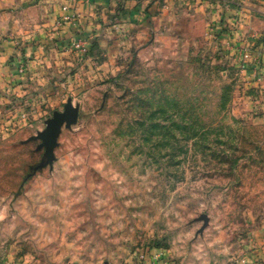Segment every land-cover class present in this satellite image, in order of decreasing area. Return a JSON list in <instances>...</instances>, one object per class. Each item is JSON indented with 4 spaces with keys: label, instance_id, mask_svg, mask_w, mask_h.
Masks as SVG:
<instances>
[{
    "label": "rangeland",
    "instance_id": "1",
    "mask_svg": "<svg viewBox=\"0 0 264 264\" xmlns=\"http://www.w3.org/2000/svg\"><path fill=\"white\" fill-rule=\"evenodd\" d=\"M116 21L22 58L25 97L0 102V264H264V88L175 67ZM68 103L78 122L35 171Z\"/></svg>",
    "mask_w": 264,
    "mask_h": 264
},
{
    "label": "crops",
    "instance_id": "2",
    "mask_svg": "<svg viewBox=\"0 0 264 264\" xmlns=\"http://www.w3.org/2000/svg\"><path fill=\"white\" fill-rule=\"evenodd\" d=\"M65 1L0 0V102L11 103L13 99L25 97L28 85L20 83L26 76L15 77L22 58L34 59L36 51L41 53L48 44L73 29L83 34L64 35L71 36V41L77 38L107 40L101 28L109 14L117 19L114 27L119 30L116 36L120 41L128 37L138 43L142 38L161 40L165 47H170L164 48V55L173 59L171 63L175 67L192 68L195 74L240 76L232 85H262L264 88V0H80L71 11L78 14L77 20L68 23L63 20ZM195 20L210 25L206 37L204 34L188 36ZM127 28L134 31L133 37L126 34ZM206 42L216 45L222 58L214 57L209 62L204 50ZM245 46L254 62L249 61L248 70L242 71L240 49ZM136 52L139 56L143 53ZM26 65L23 71L28 72Z\"/></svg>",
    "mask_w": 264,
    "mask_h": 264
},
{
    "label": "water",
    "instance_id": "3",
    "mask_svg": "<svg viewBox=\"0 0 264 264\" xmlns=\"http://www.w3.org/2000/svg\"><path fill=\"white\" fill-rule=\"evenodd\" d=\"M79 107H75L72 103H68L64 112H56L52 119L47 121V128L37 137L42 141V147L46 149L45 161L43 164L35 168V171L44 169L52 165L56 159L55 150L58 146V139L64 126L71 127L78 122ZM208 224V217L203 218Z\"/></svg>",
    "mask_w": 264,
    "mask_h": 264
},
{
    "label": "built area",
    "instance_id": "4",
    "mask_svg": "<svg viewBox=\"0 0 264 264\" xmlns=\"http://www.w3.org/2000/svg\"><path fill=\"white\" fill-rule=\"evenodd\" d=\"M80 0H66L65 3L62 6V11L65 13V16L63 17V20L65 22H74L75 20H77L78 18V14L74 11L73 13H71L73 9V6L76 2H78ZM262 39H264V34L262 36ZM74 41L79 42L81 41V39H74ZM245 45V44H243ZM240 55H241V59H242V64L240 65V69L242 71H246L248 70L247 68V64L249 61H251V64L254 62L252 59V54L250 53V51L248 50V47L245 46L243 49H240ZM256 64V63H255ZM256 67H258L256 65ZM24 66L22 67V69H20V72H24Z\"/></svg>",
    "mask_w": 264,
    "mask_h": 264
}]
</instances>
